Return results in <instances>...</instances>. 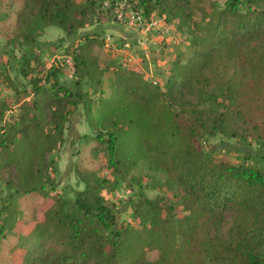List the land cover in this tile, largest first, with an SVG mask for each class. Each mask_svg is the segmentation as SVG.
I'll return each instance as SVG.
<instances>
[{
	"label": "trees",
	"instance_id": "1",
	"mask_svg": "<svg viewBox=\"0 0 264 264\" xmlns=\"http://www.w3.org/2000/svg\"><path fill=\"white\" fill-rule=\"evenodd\" d=\"M104 1L24 0L18 19L21 27L31 28L20 34L30 39L36 30L53 25L75 36L94 24ZM138 1L147 17L165 7L173 16L192 20V54L178 55L165 90L144 82L132 69L118 70L115 92L95 117L93 99L81 81L65 84L50 69L44 79L33 78L31 100L20 103L14 120L6 121L9 105L0 99V170L15 167L21 174L10 196L43 197L32 221L10 226L19 237L9 248L13 263L264 264V0H226L223 6L217 0ZM89 35L80 37L73 51L80 77L93 73L95 64ZM23 58L21 71L27 76L30 58ZM103 73L99 70L98 84H103ZM217 99L225 109L220 114L212 110ZM80 104L96 131L82 135L86 141L105 145L110 160L122 155L134 163L147 160L181 186L187 214L176 220L178 231L170 209L164 215L165 205L144 195L132 205L140 226L118 228L103 195L109 179L97 170L76 167L81 187H73L72 195L46 191L50 179L45 169L53 168L46 154L63 140L64 123ZM237 128L259 147L237 148L245 154L243 161L216 159L200 144L205 135L242 138ZM121 161L111 160L116 167ZM6 184L12 186L10 180ZM154 250L158 257L150 259Z\"/></svg>",
	"mask_w": 264,
	"mask_h": 264
},
{
	"label": "rangeland",
	"instance_id": "2",
	"mask_svg": "<svg viewBox=\"0 0 264 264\" xmlns=\"http://www.w3.org/2000/svg\"><path fill=\"white\" fill-rule=\"evenodd\" d=\"M217 1L223 6L226 0ZM115 2L124 5L122 20L105 7L101 14L94 16L93 25L87 24L75 36L69 37L59 26L51 25L36 30L31 36L32 40L25 39V34H20L31 28V25L21 27L18 19L24 0H0V73L3 74L0 78V99L9 105L6 121L17 118L22 101L31 100L33 78L44 79L50 69H56L59 80L65 84L81 81L83 91H87L93 99L95 117L96 111L102 109L103 101L110 99L115 92L112 81L118 70L128 73L132 69L144 82L165 90L171 76L172 63L180 54H192L189 44L192 20L173 16L165 7L147 17L143 14L142 7H139L138 0ZM85 34H90L89 38L94 42L95 67L93 66V73L89 76L80 77L74 72L73 51L80 37ZM24 56L28 60L30 58L27 76L21 71ZM95 68L104 71L103 84L97 83L99 70ZM212 110L216 114L225 112L222 99L216 100ZM64 131V138L56 149L46 154V159L51 161L53 167L45 169L50 179L45 186L46 191L52 195L62 191L72 195L73 187H81L76 183V167L97 170L102 177L109 179L103 195L117 216L118 228L129 223L140 226V219L134 218L132 205L144 195V198L160 200L165 205L164 215L170 209L174 230L178 231L175 227L176 220L187 214L182 203L183 191L180 185L167 180L168 175L163 170L144 159L134 163V159L125 158L124 155L112 157L113 161L122 159L116 167L111 162L105 145L96 143L93 139L86 141L82 136L96 133L87 124L83 104L72 109L69 119L64 123ZM237 131L242 138L219 133L216 136L205 135L200 139V144L216 159L223 158L238 163L245 159V154L243 151L236 152L237 148L246 150L251 147L250 149L256 150L259 147L252 137L243 138L247 135L245 130L237 128ZM19 175L21 174L15 167L0 170V228L3 229L0 233V264H14L10 249L19 237L12 234L14 228L10 226L19 221H32L43 202V197L38 194L21 193L15 198L10 196L14 192L10 187L19 184ZM8 180L12 186H7ZM230 217L228 214L229 221ZM176 242L181 243L178 233ZM158 253V250L150 251L148 257L156 259Z\"/></svg>",
	"mask_w": 264,
	"mask_h": 264
},
{
	"label": "built area",
	"instance_id": "3",
	"mask_svg": "<svg viewBox=\"0 0 264 264\" xmlns=\"http://www.w3.org/2000/svg\"><path fill=\"white\" fill-rule=\"evenodd\" d=\"M104 8L106 7V8H110L111 9V11H113V14H114V16L115 17H117L118 19H123L124 17V15H123V7H124V5L123 4H120V3H116V2H112V1H110V0H105L104 1ZM125 14V13H124Z\"/></svg>",
	"mask_w": 264,
	"mask_h": 264
}]
</instances>
